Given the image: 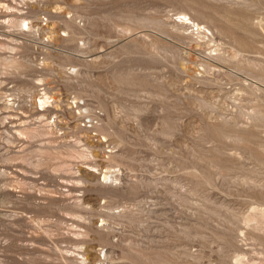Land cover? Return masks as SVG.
<instances>
[{"label": "rangeland", "instance_id": "obj_1", "mask_svg": "<svg viewBox=\"0 0 264 264\" xmlns=\"http://www.w3.org/2000/svg\"><path fill=\"white\" fill-rule=\"evenodd\" d=\"M0 264H264V0H0Z\"/></svg>", "mask_w": 264, "mask_h": 264}, {"label": "bare ground", "instance_id": "obj_2", "mask_svg": "<svg viewBox=\"0 0 264 264\" xmlns=\"http://www.w3.org/2000/svg\"><path fill=\"white\" fill-rule=\"evenodd\" d=\"M40 106H42V107H41V108H42L41 110H43V109H45L46 107L50 106L49 98L46 97V98H44L43 100H41V101H40ZM77 107H79V106H77Z\"/></svg>", "mask_w": 264, "mask_h": 264}]
</instances>
